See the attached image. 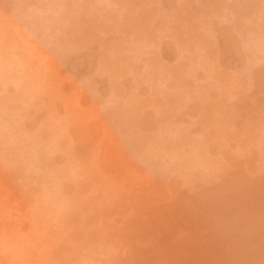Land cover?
<instances>
[{
  "label": "rangeland",
  "instance_id": "rangeland-1",
  "mask_svg": "<svg viewBox=\"0 0 264 264\" xmlns=\"http://www.w3.org/2000/svg\"><path fill=\"white\" fill-rule=\"evenodd\" d=\"M0 264H264V0H0Z\"/></svg>",
  "mask_w": 264,
  "mask_h": 264
}]
</instances>
